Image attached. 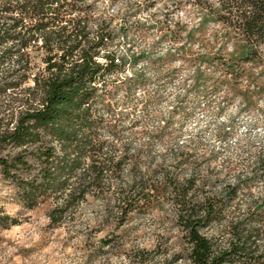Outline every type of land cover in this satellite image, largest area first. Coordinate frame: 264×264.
I'll return each instance as SVG.
<instances>
[{"label": "clouds", "instance_id": "obj_1", "mask_svg": "<svg viewBox=\"0 0 264 264\" xmlns=\"http://www.w3.org/2000/svg\"><path fill=\"white\" fill-rule=\"evenodd\" d=\"M32 4L0 0V264H264V2Z\"/></svg>", "mask_w": 264, "mask_h": 264}, {"label": "trees", "instance_id": "obj_2", "mask_svg": "<svg viewBox=\"0 0 264 264\" xmlns=\"http://www.w3.org/2000/svg\"><path fill=\"white\" fill-rule=\"evenodd\" d=\"M29 4H31L32 0H28ZM262 2H264V0H262ZM43 4H44V0H35V4H32V7L34 9V11H36L38 14L41 15H46V13L44 12V8H43ZM61 7H63V5H61ZM26 10H27V6H26ZM59 11V10H57ZM47 25H40V27H46ZM252 24H249L248 27L252 28ZM2 39V38H0ZM49 51H51V49H49ZM71 55V51L66 52L64 57H61L62 60H65V62L67 61L68 56ZM85 55H87V53H85ZM53 57H48V61L49 63H51ZM53 67H55L56 65H51ZM90 69L85 68L82 70L83 71H88ZM82 75V73H81ZM77 79V75H73L71 77L70 80H65L62 83L63 84H71L73 83L75 80ZM60 87L61 84L58 83H54L52 85L53 91L51 94V99L49 101L50 103V107L48 109V113L47 116L48 118L45 119L44 121H42V123L44 124H48V123H55L57 119H59L62 115L64 114H70V109L73 107H79V105L74 104V98L78 95V93L81 91L80 87H73L70 93H63L60 94ZM64 105H67V107L65 108ZM23 123V122H22ZM29 129L21 127L15 138L19 139L20 136L26 132H28ZM195 255V259L197 261V264H208L207 262V258L209 255V250L206 244L203 245H199L197 248ZM229 257V253L227 252H223L221 253L215 260L212 261V264H224V261L226 259H228ZM229 264H231V262L229 261Z\"/></svg>", "mask_w": 264, "mask_h": 264}]
</instances>
